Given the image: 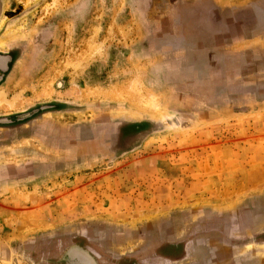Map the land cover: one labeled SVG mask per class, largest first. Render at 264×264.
I'll use <instances>...</instances> for the list:
<instances>
[{"label":"rangeland","instance_id":"obj_1","mask_svg":"<svg viewBox=\"0 0 264 264\" xmlns=\"http://www.w3.org/2000/svg\"><path fill=\"white\" fill-rule=\"evenodd\" d=\"M263 6L0 0V50L12 66L0 83V263L30 264V241L73 239L76 225L114 227L133 243L175 209L236 208L264 193V69L239 70L261 69L264 55L248 54L235 69L239 58L218 51L220 35L231 43L264 26L250 13ZM242 46L264 53V32ZM225 65L234 70L220 71ZM37 107L61 110L46 122L51 138L30 136L49 146L45 155L27 152L28 137L9 129ZM96 112L100 129L118 127L113 149L99 143L98 156H80L60 146L77 139L55 125ZM199 234L198 254H217L220 238ZM75 247L69 259L94 264Z\"/></svg>","mask_w":264,"mask_h":264},{"label":"crops","instance_id":"obj_2","mask_svg":"<svg viewBox=\"0 0 264 264\" xmlns=\"http://www.w3.org/2000/svg\"><path fill=\"white\" fill-rule=\"evenodd\" d=\"M263 8L250 10V13L253 12L254 16L257 17L254 24L264 23ZM240 23L241 25L244 24V22ZM259 32H264V26L259 25L255 31H250V33L247 31L244 37L235 39L231 43L224 42L226 36L230 35H220L218 51L220 54L238 57V64L233 66L238 69L241 60L248 54L264 55V53H259V50L255 51L253 48L248 50L242 46L245 41L254 40ZM206 46L210 47L209 41ZM0 51L4 52L5 50L1 49ZM233 67L225 65L221 66L219 70L224 68L227 69L226 71H232L234 70ZM263 69L264 66L260 69L256 64L247 69L248 71L239 68V70H243L241 73L243 77L249 73L255 76L254 72ZM59 113H61L59 109H40L39 107L20 114L17 113L16 119L20 121V124L9 127V129L28 137L27 152H42L45 155L48 151L46 148L49 146L43 144L39 147L40 144L35 145L34 142L31 144L30 136L49 138L52 133L45 126L46 122L48 118ZM97 114L96 112L91 117L69 121L68 125H64V123L55 125L53 130L63 128L64 133L68 132L78 140L73 144L74 146H68L64 143L63 145L61 143L60 146L71 153H82L80 156L85 153H88L87 156H91L90 153L98 156L99 143L104 146L109 142L111 149H113L119 136L118 127L115 128L112 125V127H107L104 130L100 129ZM81 159L85 161L86 157ZM89 160L91 159H87V161ZM249 196L243 199L236 208L186 207L175 209L168 218L156 220V223L151 227L139 230L138 236L134 240L136 243H127L125 240L127 237L124 234L115 233L118 229L106 228L100 224L76 225L73 239L71 235L48 239H46L47 236H44L40 244L39 240L36 241L34 238L30 241V247L33 249L30 252V264H53L51 256L54 254L60 256L58 258L64 256L61 264H80L79 256L77 259L71 260L64 253L72 245L78 246V249L75 247L71 251L74 252L73 255L79 251L85 254L86 251L88 258L94 264H264V193H255ZM125 228L122 230L125 231ZM65 230L70 231V229ZM83 232L86 235L91 233V238H87L84 244L77 242L78 238H82ZM199 233H202L201 236L211 235L213 241L220 238L217 254H212V251L208 256L198 254L194 247V240L199 238ZM221 238H224V243ZM73 240L76 241L75 244H73ZM38 243L39 249L36 250ZM38 253L39 255H37Z\"/></svg>","mask_w":264,"mask_h":264},{"label":"flooded vegetation","instance_id":"obj_3","mask_svg":"<svg viewBox=\"0 0 264 264\" xmlns=\"http://www.w3.org/2000/svg\"><path fill=\"white\" fill-rule=\"evenodd\" d=\"M3 59H5L4 62H3ZM10 62H11V59H10L9 51H7V52L0 51V83H2L4 81V78L8 75V73L12 67L10 65ZM66 252H68V253H66ZM66 252H64L65 255L67 254V257H69L68 254H69L70 250L66 251ZM60 259L61 260L64 259V256Z\"/></svg>","mask_w":264,"mask_h":264},{"label":"water","instance_id":"obj_4","mask_svg":"<svg viewBox=\"0 0 264 264\" xmlns=\"http://www.w3.org/2000/svg\"><path fill=\"white\" fill-rule=\"evenodd\" d=\"M71 248H72V246H71ZM71 248H69L67 251H69V250H71ZM66 253H68V252H66ZM90 256V255H89ZM91 257V256H90Z\"/></svg>","mask_w":264,"mask_h":264},{"label":"bare ground","instance_id":"obj_5","mask_svg":"<svg viewBox=\"0 0 264 264\" xmlns=\"http://www.w3.org/2000/svg\"><path fill=\"white\" fill-rule=\"evenodd\" d=\"M84 254V253H83ZM75 255H77V253L75 254ZM85 256H86V254H84ZM0 264H2V263H0Z\"/></svg>","mask_w":264,"mask_h":264}]
</instances>
